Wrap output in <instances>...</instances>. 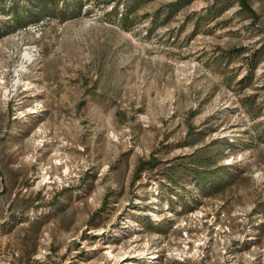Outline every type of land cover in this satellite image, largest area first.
Instances as JSON below:
<instances>
[{"label":"rangeland","instance_id":"374dc122","mask_svg":"<svg viewBox=\"0 0 264 264\" xmlns=\"http://www.w3.org/2000/svg\"><path fill=\"white\" fill-rule=\"evenodd\" d=\"M122 1L13 30L0 12V264H264V0L155 24L179 0H152L129 29ZM218 141L233 182L169 198L166 167Z\"/></svg>","mask_w":264,"mask_h":264},{"label":"trees","instance_id":"16d2710c","mask_svg":"<svg viewBox=\"0 0 264 264\" xmlns=\"http://www.w3.org/2000/svg\"><path fill=\"white\" fill-rule=\"evenodd\" d=\"M152 0H123L116 4L110 13L120 24L129 29L136 24L135 19H131L137 10L144 4ZM193 0H179L169 5L166 9H159L155 12L153 23L164 17V22L169 23L170 20L178 13L179 9L189 5ZM244 11L250 17L256 19V13L247 0H237ZM83 0H0V12L5 13L12 19V24L8 26L9 30L19 27H25L28 24L39 21L47 16H57L64 20L69 16L81 11ZM234 5V0H213L206 14L205 21H215L227 12ZM122 6V9H121ZM202 21L198 18L196 27ZM240 49L239 51H241ZM242 52L238 53L239 55ZM249 67L248 74L239 81L241 88L250 85V78L253 68L257 63L255 56L247 59ZM250 99V98H249ZM248 100V99H246ZM247 109L254 120L258 119L262 114V110H255V101L251 100L247 105ZM194 128H190L188 134L193 135ZM195 137V136H194ZM197 142H190L194 145ZM215 142L209 146L198 148L194 153L184 158V160L176 161L166 167L164 178L169 183L167 189L169 198L176 197V202L183 207L187 206V197L189 194L182 192L184 190V182H191L194 190L200 195H212L225 190L234 180L235 176L231 166L221 164V160L225 157L224 147H233L232 143ZM222 148L220 149V147ZM219 149V150H218ZM160 164L159 160L152 158L148 161H140L136 172L142 173L145 170H153ZM173 208V207H172ZM161 230H164L161 228Z\"/></svg>","mask_w":264,"mask_h":264},{"label":"bare ground","instance_id":"6f19581e","mask_svg":"<svg viewBox=\"0 0 264 264\" xmlns=\"http://www.w3.org/2000/svg\"><path fill=\"white\" fill-rule=\"evenodd\" d=\"M29 58H30L29 53H26V54H25V59H29Z\"/></svg>","mask_w":264,"mask_h":264}]
</instances>
